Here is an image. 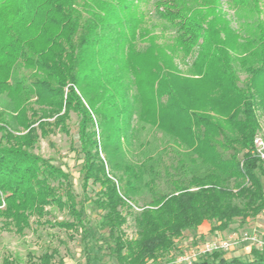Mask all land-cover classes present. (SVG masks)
Instances as JSON below:
<instances>
[{"label": "trees", "instance_id": "16d2710c", "mask_svg": "<svg viewBox=\"0 0 264 264\" xmlns=\"http://www.w3.org/2000/svg\"><path fill=\"white\" fill-rule=\"evenodd\" d=\"M146 1L0 0L3 230L49 226L87 242L70 173L33 151L39 136L70 134V112L78 116L81 188L98 186L87 201L100 211L117 264H148L184 230L204 221L225 229L264 209V162L252 154L264 112L261 0H227L245 34L230 27L219 0H156L163 25L149 34ZM145 126L171 143L138 163L121 134L135 138ZM52 207L71 219L52 217ZM54 251L32 263L53 264ZM1 264L16 262L5 252ZM190 264H264V248L245 257L212 250Z\"/></svg>", "mask_w": 264, "mask_h": 264}, {"label": "rangeland", "instance_id": "374dc122", "mask_svg": "<svg viewBox=\"0 0 264 264\" xmlns=\"http://www.w3.org/2000/svg\"><path fill=\"white\" fill-rule=\"evenodd\" d=\"M156 0H147L140 5L141 11L146 17L147 33L156 34L161 30L162 23L156 17L153 5ZM218 6L223 14V17L229 21L232 29L238 30L241 34H245V29L242 20L236 17L235 11L229 6L227 0H219ZM260 19L264 21V0L260 1ZM166 31L163 38L169 36ZM139 42V44H141ZM192 58H187L185 63L179 64L183 73L189 72V64ZM240 79L246 75L239 71ZM163 98V97H162ZM260 130L254 135L261 137L264 140V112L258 111ZM78 116L74 112H70L67 123L70 127V134H65L62 131L56 130L47 136H39L34 152L41 154L44 157H50L53 162L59 164L64 170L70 173L73 188L77 194L79 204L84 207V217L86 220L85 227L87 230V242L81 239V233L75 231H66L63 229L52 228L49 226L38 227L36 231L26 230L23 235H18L13 232L3 230L0 227V264L4 253L8 252L15 259L16 264H33L32 258L37 257L44 251H54L53 264H88L87 254L89 255V264H117L115 257L111 252V242L107 239V232L98 228L100 211L87 198H93L98 186L89 183L83 191L81 188L82 176L80 171L81 159L79 158L76 148L78 147L76 125ZM135 124V122H134ZM136 125V124H135ZM121 142L131 153L129 155L133 161L140 163L145 157L154 155L163 146L171 143L167 136L156 129L148 126L140 128L136 133L135 138L130 139V135L121 134ZM252 154L257 155L254 143ZM132 141L130 146L129 142ZM143 143V145H140ZM83 193H85L83 195ZM52 217L57 219H68L71 217L65 211H60L55 207L48 208ZM264 215L258 213L254 217L241 222L240 219H235L225 229H212L215 223L204 221L196 229L184 230L182 235L176 239L174 248L165 256L149 261L148 264H190L192 261L205 257L212 250L218 241L231 238L233 244L229 250H221L227 257L240 256L245 257L254 247L250 242L243 238L245 231L251 232L254 226L263 225ZM131 220L128 217V223L124 225V229L129 236L133 235ZM88 249V252L85 250Z\"/></svg>", "mask_w": 264, "mask_h": 264}, {"label": "built area", "instance_id": "2783aa9c", "mask_svg": "<svg viewBox=\"0 0 264 264\" xmlns=\"http://www.w3.org/2000/svg\"><path fill=\"white\" fill-rule=\"evenodd\" d=\"M255 143V149L256 153L264 159V140L261 137H255L254 138ZM261 214L264 215V209L261 211ZM264 223V221H263ZM259 227L252 229L251 232L248 230L243 233V238L250 242L251 245H253L256 248L262 249L264 248V224L258 225ZM233 244V240L231 238H226L223 240L218 241L216 244L213 245L215 249H221V250H229Z\"/></svg>", "mask_w": 264, "mask_h": 264}]
</instances>
